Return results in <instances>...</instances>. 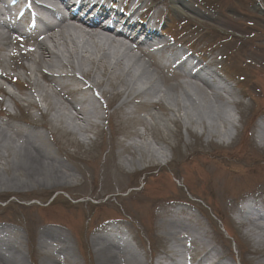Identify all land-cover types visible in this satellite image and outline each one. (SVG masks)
I'll use <instances>...</instances> for the list:
<instances>
[{"label": "rangeland", "instance_id": "1", "mask_svg": "<svg viewBox=\"0 0 264 264\" xmlns=\"http://www.w3.org/2000/svg\"><path fill=\"white\" fill-rule=\"evenodd\" d=\"M153 1L149 17L159 10L161 20H155L163 30L203 58L210 57L227 85L220 84L215 97L195 80L162 73L161 77L135 52L132 55L153 77L151 84L157 86L164 105L155 104L159 96L134 99L124 94L117 98L116 92L124 87L114 77L109 79L104 67L94 75L97 99L102 100L103 92V102L93 103L92 94L89 96L95 110L92 120L99 123L90 128L89 135L53 123L52 112L44 111V103L33 110L15 109L10 104L14 117L6 118L10 128L5 130V138L0 134V144L6 145L0 148V236L20 237L16 246H21L23 260L16 264H40L41 242L43 252L53 258L49 264H100L92 240L109 224L119 227L114 230L119 235L115 241L121 246L128 241L139 264H185V255L191 254L189 262L201 264L205 246L214 247L221 257L212 256L206 264L212 260L216 264H264V244L257 243L252 234L264 230L234 218L238 204L248 198L264 210V141L257 138L258 125L264 122V0ZM176 3L183 13H174ZM18 64L7 66L13 69ZM42 68L46 70L44 65ZM142 71L134 69L133 77L138 79ZM7 72L19 76L17 83L4 85L7 91L21 99L26 95L38 99L31 93L34 90H20L18 82H26L22 72ZM145 83L143 78L135 89L147 88ZM45 89L48 101H60L47 85ZM85 97L82 93L79 99ZM124 100L129 105L116 110ZM205 108H210L212 117L218 112L223 119L234 118L228 125L222 118L213 121L223 137H207L202 123L208 120ZM62 114L73 115L64 110ZM233 122L236 132L228 143L234 134ZM200 140L201 146L197 145ZM135 146L142 150L136 151ZM18 147L21 157L14 159ZM32 148L39 151L37 164L31 159ZM145 150L164 157L147 158ZM25 153L27 158H23ZM172 209L177 214H169ZM172 217L188 223L191 234L174 227L177 238L169 240L166 221ZM203 230L205 237L201 236ZM192 236L198 237L196 244ZM61 240L69 248L66 253L58 252ZM178 251L181 256L176 255ZM7 252L10 255L1 257L3 262L17 257V253L15 257ZM102 256L105 264H112L109 255ZM112 260L124 264L120 257Z\"/></svg>", "mask_w": 264, "mask_h": 264}, {"label": "bare ground", "instance_id": "2", "mask_svg": "<svg viewBox=\"0 0 264 264\" xmlns=\"http://www.w3.org/2000/svg\"><path fill=\"white\" fill-rule=\"evenodd\" d=\"M174 10L176 13L181 12L179 7H175ZM75 23L79 24L77 21H74L73 19H65V20H62L58 24L57 27L55 28L49 27L47 29L48 34H47L46 39L43 41L34 43L35 51L25 56L24 55L20 56V58H23L25 61H27L29 65L30 63H32L34 67H30L29 65H26L23 63H21L18 67H16L17 69L22 70L23 75L26 76V82L24 84V87L29 89L30 91L34 90V92H31V93H36L37 96L41 98L42 102L45 104V110H47V112L48 111L52 112L53 117L51 121L53 123L64 125V127H67L69 130L74 129L75 133L77 134H81V133L84 135L87 134L90 131V128L92 127V125L94 124L92 120L94 116V111H95L94 104H93L94 101L92 103L91 100H87L89 104L86 103L85 105H88V106L86 107L84 106L87 111L83 109L78 112L81 115L80 119L78 118L77 115L74 117L71 114H70L71 116L69 114H67V116H64L62 112L64 109L66 110V108H62V106H60L57 102L53 103L52 101L47 100V96L49 97L48 95L49 93L46 92L45 85H42L40 82V80L49 79L47 76L41 75L40 70L43 67V65H45L49 69H53L56 64L57 65L59 64L58 66L60 68L69 67L70 69L78 71L82 76L90 79V82L94 85H95V79H94L95 73H97V71L100 70L101 67H104L105 71L109 73V76H110L109 79L114 77L115 80L118 81L117 85L124 87L123 90H120L119 92L117 91L118 93L116 92L115 95H117L116 96L117 98L120 99L124 94L127 98L132 97L134 99L138 97H143V96H147V97L150 96L151 98L153 96L154 97L159 96V100H157L155 104L160 105V106L164 105L163 103H161V98H160L161 96L158 94L159 92L157 90V86L155 85V83L151 84V82L153 81L152 80L153 77L151 76V74L143 70V67L140 68L141 67L140 62L130 53L129 49H125L119 40L112 38L111 33H107L106 35L100 33V31H98V28L95 25L79 24L80 26H76ZM13 44L14 42L11 41L10 36L0 34V46H3L4 48H8L10 45H13ZM5 62L6 61L3 59V57H1L0 58V68L2 67V63H5ZM82 63L83 65L87 64L88 67H91L92 66L91 64H93L92 69L90 70L89 68V70L86 71L85 68L81 66ZM135 67L138 70H141V71L143 70L142 72L144 73L142 75L137 76L138 79L133 77L134 76L133 71L134 69H136ZM115 73H118V76L115 75ZM8 77H9L8 73H5L4 77L0 75V78L5 81H7ZM143 78L144 80H146V83L144 84V86L148 85V87L147 88L141 87V88L135 89V86L141 83ZM190 79L200 81V84L202 87H206L207 89L212 90L213 93L215 91L221 90V88L215 87L209 82H207L204 77L191 76ZM179 86L181 87L182 84H180ZM184 93H186L185 90H184ZM214 94H215V97H217L216 93ZM0 95L6 97L7 100L10 101L14 107H27V108L32 107L36 109L40 107V105L36 101H33V99H31L29 95H26L24 99H21L11 94L10 92H8L2 86H0ZM187 96L190 97L189 95ZM200 96H203V95H200ZM204 100L205 99H202V100L199 99L198 101L203 102ZM79 102H82V101H79ZM147 102L148 101H146V103ZM193 102L195 103L194 100ZM129 103H130L129 100L127 101L124 100L120 105H118V108L116 110H121L122 108L127 107ZM73 106L74 105L72 103L66 105V107L70 109H73ZM0 107H1L0 109H1L2 115H6L5 110H6L7 104L5 100H0ZM178 109L179 108L176 109V112L179 111ZM205 109L207 111L206 115L208 117L207 121L209 123H207L205 119L202 120V123L204 124L207 130L205 132L207 137L211 135H215V136L222 135L221 137H223L224 136L223 133H221V131H218L217 128L214 127L213 121L217 118L218 119L222 118V120L227 121V125H228V124H231L232 121H234V118L232 120L223 119V117H220L221 115L218 112H215L214 113L215 117H212L211 115L212 112L209 110L210 108L208 109L205 108ZM194 123L195 121L188 122V124H194ZM186 127H188L187 124H186ZM7 128H10L9 125H7L6 123H2V121L0 120V134H2V136L4 135V131ZM231 129L232 131L236 132V127L234 125V122H233V125L231 126ZM258 130H259L258 132L259 134L257 138L259 142L262 143V141H264V134H263L264 126L263 127L261 125L258 126ZM226 132L228 131L226 130ZM3 138H5V135L3 136ZM197 145L199 146L202 145L201 140L198 141ZM5 147H6L5 144L3 145L0 144V148H5ZM135 148L137 149L136 151H140V149L142 150V148L139 146H135ZM211 148L215 150L213 146H211ZM18 149L19 150L16 153L14 152L12 155L14 159L19 158V156L21 157L20 152H22V150H20L19 147ZM215 151L219 152L217 149ZM38 152L39 151L36 148H32L33 157L31 159L33 160L34 164H37L36 155L39 154ZM144 153L146 154L147 158L148 156L155 157L156 155L160 158L164 157V155H162L163 153L156 154L149 150L147 151L145 150ZM26 154L27 153L23 155L24 156L23 158L26 157ZM205 157L209 158L208 156H205ZM212 175L213 177H216L215 173ZM63 179L64 178L61 177V181H63ZM63 182H66V180H64ZM168 213L175 214V212H172V211ZM236 219L246 224L250 223L252 227H255L256 225L257 227L255 228H257V230L258 228L264 230V223L262 226L260 224H256L257 221L259 222L264 221V210L259 209L258 207L249 206L245 209H238L237 214H236ZM166 224L170 228V230H168L165 233L166 236H168L169 240L177 238L175 232L172 231L174 227H180L181 231L189 233V235L191 234V230L189 229L190 225L186 223L185 221H181L177 219L176 217L174 218L172 217L170 220H167ZM105 229L106 228H104L99 233V235H97L92 240L93 252L96 255H98V261L99 262L101 261L100 264H105L102 261L104 259L102 255H107V256L109 255L111 259L109 260V262L112 264H115L112 258L115 259L116 257L118 259V257H120L122 260L123 258H126V256L130 257L128 264H139L137 258L135 257L136 256L135 252L130 249L129 243L127 241H124L123 246L118 245V242L115 241V239H119L118 232L116 231V232L106 234L107 232L104 231ZM253 231L254 229L251 228V233ZM2 233L3 232L1 231L0 234ZM203 233L206 234L204 230H203ZM252 234L254 236V239L257 241V243L264 244V235H262L264 234V231L262 232V234L260 233H257V234L252 233ZM197 239L198 238H196L195 236L193 238L194 241L192 243L196 244ZM16 240H17L16 237H12V238L9 237L7 239H1V236H0V248H8L9 250L12 249L11 253H13L15 257L17 253V257H16L17 259L12 257L7 262H3L0 256L1 264L3 263L16 264L20 262V259L23 260V257L20 253L21 246H18V247L16 246ZM179 240L182 241V238L181 239L179 238ZM60 243L63 245V247L59 248L58 252H65V253L68 252L69 248L67 246V243L64 240H61ZM39 249H41L42 251L40 253V256L42 257L40 264H49V262H53L52 261L53 258L51 257V254L50 253L48 254L47 252H43L44 242H41L39 244ZM203 252H204V256L199 262L201 264H206L208 259L212 256H214V259H216V257L217 258L220 257V254L217 251H215L214 247L206 248L205 246V249L203 250ZM52 254L54 253L52 252ZM18 255H19V258H18ZM176 255L179 256V253H176ZM214 261L215 260H212L210 264H216L214 263ZM177 263L179 262L174 261V264H177Z\"/></svg>", "mask_w": 264, "mask_h": 264}]
</instances>
